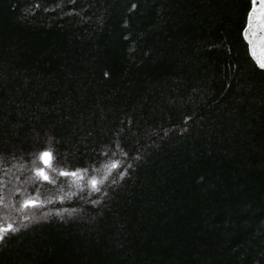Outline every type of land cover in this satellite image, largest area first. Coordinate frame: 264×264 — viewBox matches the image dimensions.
<instances>
[{"label":"trees","instance_id":"obj_1","mask_svg":"<svg viewBox=\"0 0 264 264\" xmlns=\"http://www.w3.org/2000/svg\"><path fill=\"white\" fill-rule=\"evenodd\" d=\"M251 7L0 0V185L9 168L32 180L10 203L0 189V225L15 229L0 264H264Z\"/></svg>","mask_w":264,"mask_h":264},{"label":"snow or ice","instance_id":"obj_2","mask_svg":"<svg viewBox=\"0 0 264 264\" xmlns=\"http://www.w3.org/2000/svg\"><path fill=\"white\" fill-rule=\"evenodd\" d=\"M252 7L248 11L247 23L244 28L243 35L245 40L249 44V51L252 53L253 58L256 60L257 65L264 70V60L258 59L255 54V46L260 45L264 47V0H259V9L257 8V0H251ZM39 158L41 162L45 165V167L50 166V162L52 159L51 153L49 151H44L39 154ZM117 165L115 163L112 164V167L115 168ZM38 176L42 179H49L44 168H36L34 170ZM84 169H78L72 172L62 171V175L71 176L73 178H77L78 173H83ZM83 178L82 176L80 177ZM101 181L96 177H92L89 181L93 190H98L97 186ZM38 201L35 200H25L22 204V207H32L36 206ZM15 231L12 224L0 225V239L4 238V234Z\"/></svg>","mask_w":264,"mask_h":264},{"label":"rangeland","instance_id":"obj_3","mask_svg":"<svg viewBox=\"0 0 264 264\" xmlns=\"http://www.w3.org/2000/svg\"><path fill=\"white\" fill-rule=\"evenodd\" d=\"M257 8L259 9V0H257ZM255 54L256 57L258 59L264 60V47L260 46V45H256L255 46ZM2 169V168H0ZM16 168H9L6 169V175H5V180L3 182H1V184H5L6 187H3L0 185V189L1 188H5V192L4 194L6 195L7 201H9L10 203V199L11 197H13V194L16 192V190H20V192H26V186H30L32 184V180L30 178H25L26 182L23 180L22 182L18 180V172L15 170ZM23 169V168H22ZM22 171V170H21ZM20 179V178H19ZM13 211V210H11ZM17 212H19L18 210H16ZM23 215V218L21 219V221H25L23 223H21V227L24 228L26 226L32 225L34 224V222H36V219L33 218L31 215ZM18 219L21 218V216L17 217ZM29 218H31L29 220ZM38 219H40V221L44 220V217H38Z\"/></svg>","mask_w":264,"mask_h":264}]
</instances>
